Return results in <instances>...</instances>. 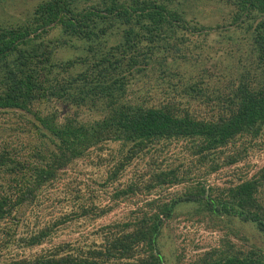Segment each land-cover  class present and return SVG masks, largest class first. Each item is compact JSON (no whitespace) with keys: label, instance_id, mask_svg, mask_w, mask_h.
Wrapping results in <instances>:
<instances>
[{"label":"trees","instance_id":"obj_1","mask_svg":"<svg viewBox=\"0 0 264 264\" xmlns=\"http://www.w3.org/2000/svg\"><path fill=\"white\" fill-rule=\"evenodd\" d=\"M209 2L225 12L205 26ZM11 115L24 122L0 124V264H165L158 239L182 215L225 233L188 264H264L230 238L247 241L242 224L264 239V165L250 161L264 153V0H42L0 25ZM81 165L89 184L68 178ZM133 198L91 238L8 256Z\"/></svg>","mask_w":264,"mask_h":264},{"label":"rangeland","instance_id":"obj_2","mask_svg":"<svg viewBox=\"0 0 264 264\" xmlns=\"http://www.w3.org/2000/svg\"><path fill=\"white\" fill-rule=\"evenodd\" d=\"M42 0H0V25L1 26H14L21 25L28 22L31 17V13L34 7L40 3ZM203 4H206L205 2ZM190 8V7H189ZM190 12L193 11V8H190ZM225 12L223 6L218 3L209 2L207 5H203V9L198 11L196 14V19L201 21L203 25H209L212 23L219 22L222 14ZM208 42L216 41L214 35L210 36L207 40ZM213 62L210 61L207 66H210ZM1 120H9L10 122L3 121L0 124H5V126H17L22 124L16 115L5 117H0ZM25 118L32 119L31 116L25 115ZM23 125V124H22ZM251 164L254 166L264 165V153L252 156L250 158ZM139 168L142 169V165H139ZM80 172H69V177L78 176L79 180H86L89 178V172L91 168L81 165ZM67 178V179H68ZM131 178V173H128L121 182L125 185L128 180ZM224 179L216 178L211 176L207 179V184L220 183ZM89 184L88 181H84ZM91 187L96 188L95 185ZM59 192V191H58ZM100 192H97L99 194ZM100 196V195H99ZM103 196V194H101ZM101 199V197H100ZM133 198L129 202H120L109 214L87 223L84 227L77 228L76 225H72L70 228H64V230H58L53 238L47 240L40 246L32 248L25 251H11L10 255H19V256H30L39 253L42 249L50 248L52 246L58 245L63 242H74L75 240H80L83 238H91L92 234L100 227L106 226L113 222H123L125 221L128 214L137 208V205H134ZM101 202L102 205H106L108 200L105 198ZM141 204H138L140 206ZM59 205H57L58 207ZM56 207V206H55ZM56 207V208H57ZM191 206L183 207V209L177 210V212H186V210ZM46 212V209L45 211ZM57 215V211L55 210ZM32 218V217H30ZM76 227V231L73 228ZM239 231L242 235L247 238V241H239L232 236L230 238L236 242L243 249L247 248H258L264 250V239L261 238L255 231L247 226L240 225ZM242 232V233H241ZM161 236L158 239L159 249L163 257L165 264H174L175 258H179L184 264H188L197 260L205 252L209 251L212 248L218 247L220 240L225 236V233L219 230H210L205 227L204 223H198L191 220H188L185 215L178 216L174 220L167 221L162 228ZM254 246V247H253Z\"/></svg>","mask_w":264,"mask_h":264}]
</instances>
